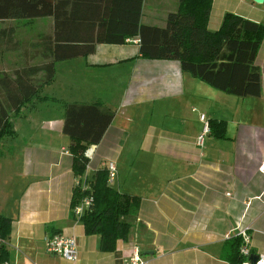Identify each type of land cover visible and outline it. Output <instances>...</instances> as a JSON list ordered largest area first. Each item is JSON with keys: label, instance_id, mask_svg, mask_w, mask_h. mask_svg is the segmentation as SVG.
<instances>
[{"label": "crops", "instance_id": "crops-1", "mask_svg": "<svg viewBox=\"0 0 264 264\" xmlns=\"http://www.w3.org/2000/svg\"><path fill=\"white\" fill-rule=\"evenodd\" d=\"M146 1L139 23L157 27L144 22L151 17ZM158 2L169 7L157 17L163 25L157 28H162L177 1ZM225 13L264 26V0H237L234 5L211 0L207 29L216 30ZM38 20L44 22L42 31L28 38L16 35L14 47L0 46V74L11 75L46 59L36 43L50 34L51 22ZM20 22H1L0 28H31ZM137 49V43L96 44L86 57L56 63L52 82L42 90L52 100L35 102L13 119L16 138L10 148L2 146L0 158V215L10 220L3 242L8 264H122L132 246L147 264H229L237 227L246 229L250 255L264 252V176L257 171L264 157V37L254 60L258 97L225 94L180 72L176 61L142 59ZM99 92L107 94L106 100ZM93 103L112 119L99 143L88 147L90 155L86 149L87 166L75 178L69 141L61 132L62 105ZM200 115L208 130L197 146L204 124ZM209 121L224 123L222 139L211 135ZM121 155L133 157L127 174L149 189L130 194L140 203L137 213L126 219V240L102 253L99 237L83 234L81 224L69 215L68 203L75 185L89 188L93 173L108 161L116 169ZM146 166L156 167L161 180L156 176L145 184ZM115 179L116 173L111 184ZM122 186L114 189L121 192ZM54 233L74 239L75 262L45 252L44 242Z\"/></svg>", "mask_w": 264, "mask_h": 264}, {"label": "trees", "instance_id": "trees-1", "mask_svg": "<svg viewBox=\"0 0 264 264\" xmlns=\"http://www.w3.org/2000/svg\"><path fill=\"white\" fill-rule=\"evenodd\" d=\"M175 12L166 16L162 28L139 23L142 0H0V23L49 18L51 31L36 43L42 48L39 63L23 66L13 74H0V158L2 146L10 148L16 133L13 119L35 102L50 101L44 86L54 77L55 64L68 57H86L96 44L121 45L136 39L138 55L147 60H172L186 73L208 87L243 98L258 97L260 76L254 65L264 37V26L234 13H225L218 28L207 29L211 0H176ZM16 27L0 28V46L17 45ZM99 103L62 105L61 132L68 138L73 177L83 175L90 145L99 143L112 119L100 111ZM209 131L223 138V122L209 121ZM88 189L75 185L71 190L69 215L76 219L85 236L99 237L98 250L109 253L117 241H125L130 225L126 219L139 208L137 196L120 193L106 184L105 169L93 173ZM90 202L80 216L74 208L84 198ZM10 233V220L0 215V262L7 261L4 241ZM58 234L54 233L53 235ZM52 236V235H51ZM242 242L231 243L229 264H242Z\"/></svg>", "mask_w": 264, "mask_h": 264}, {"label": "built area", "instance_id": "built-area-1", "mask_svg": "<svg viewBox=\"0 0 264 264\" xmlns=\"http://www.w3.org/2000/svg\"><path fill=\"white\" fill-rule=\"evenodd\" d=\"M126 43H137L136 39H126ZM199 120L204 122L203 115L199 116ZM207 124L204 122L202 131L200 135L196 139V145L200 146L203 140V136L207 133ZM87 153L90 155L91 150L89 149ZM104 169L106 171V184L109 185L115 178V165L112 161H108L104 165ZM257 171L264 176V157L259 161L257 165ZM83 190H87L88 188H82ZM227 196V194H226ZM90 202V198H84L78 206H76L73 210L75 216H80L83 210L87 207ZM246 229L237 227L236 237H240L241 246L239 247V253L246 260L242 264H249L248 256L249 251L247 248L248 245V236L245 234ZM45 252L49 255L57 256L63 259L66 262L73 263L77 260V249L75 241L70 236H64L63 234H55L49 237L44 242ZM258 259L255 264H264V252L262 254L257 255ZM0 264H8L7 262H0ZM122 264H147L145 260L140 257L139 251L136 246H132L130 249V254L127 258H125Z\"/></svg>", "mask_w": 264, "mask_h": 264}, {"label": "rangeland", "instance_id": "rangeland-1", "mask_svg": "<svg viewBox=\"0 0 264 264\" xmlns=\"http://www.w3.org/2000/svg\"><path fill=\"white\" fill-rule=\"evenodd\" d=\"M226 1V0H225ZM230 1V3H232V5H234L237 0H227ZM147 5L145 7V10L147 12V14H149L151 17L149 18V21H146V16L144 18V22H149L148 24L150 25H154L157 27H161L163 26L160 19H158L157 17H162V14L164 13V10L166 8H169L168 5H163L160 4L158 2V0H147ZM235 14V13H234ZM39 21V22H38ZM36 22L32 21L31 22V28L27 27L25 30H23L22 28L18 27L17 30V37H21V38H28L30 36H33L34 34H36L38 31H42L43 28V24L44 22L41 20H38ZM23 24L22 26H27L25 24H27L28 22H20V24ZM19 24V25H20ZM20 29V30H19ZM59 74V73H56ZM102 75H105L104 73ZM57 88V86H56ZM99 97L102 100H106L107 98V94L103 93V92H99ZM89 150V148L87 149V151ZM138 158H135L138 161ZM133 159V157L128 156V155H121L119 156L118 160L116 161V179L115 182H113V184H111L110 186L113 188V190L118 191L114 188H116V185H123L121 187V192L120 193H128L130 194H134V195H141L142 192H145V190H148L149 187H144L141 188V183L142 180H139L138 177L136 175H134L133 177H129L127 174V168L128 165L130 163V161ZM104 165V164H103ZM144 177H143V182L145 184H148L149 182L153 183L156 180V176L157 178V182L161 180V177L159 175V172L157 171L156 167L153 169L148 168V166H146L144 168L143 171ZM119 192V191H118ZM67 236V235H64Z\"/></svg>", "mask_w": 264, "mask_h": 264}, {"label": "water", "instance_id": "water-1", "mask_svg": "<svg viewBox=\"0 0 264 264\" xmlns=\"http://www.w3.org/2000/svg\"><path fill=\"white\" fill-rule=\"evenodd\" d=\"M255 4H260L262 3V0H252ZM258 257L256 255H249L248 256V262L249 264H255L257 262Z\"/></svg>", "mask_w": 264, "mask_h": 264}]
</instances>
